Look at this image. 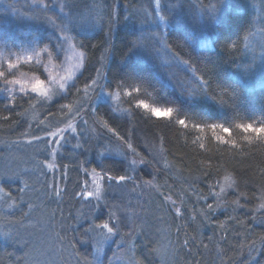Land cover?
Returning <instances> with one entry per match:
<instances>
[{
  "label": "rangeland",
  "instance_id": "rangeland-1",
  "mask_svg": "<svg viewBox=\"0 0 264 264\" xmlns=\"http://www.w3.org/2000/svg\"><path fill=\"white\" fill-rule=\"evenodd\" d=\"M80 2H85L84 5L87 6L77 14ZM61 3L75 7H65L61 11L58 6ZM43 4H48V9H44ZM70 11L74 31L65 33L70 39L63 43L61 50L54 47L59 33L47 17L55 18L59 24ZM228 12H248L252 16L253 32L246 40V48L251 56L256 59L259 57V62L263 64L264 0H161L159 9L155 8V0H135L131 4H120L118 0H0V53H3L0 63L5 64L4 70L14 72V76L9 79L16 78L24 82L28 96H36L30 91L31 85L36 80H44L51 97L46 103L42 97L32 100V113L28 114L26 126L11 140L0 139V171L20 173L28 181L30 187L26 190L24 201L32 205L31 209L23 203L19 208L9 207L11 201L7 199V193L11 192L16 197L23 181L0 182V188H3L0 191V247L14 253L8 264H140L135 253L136 246L140 244L143 248L148 245V236L140 234L141 228L147 233L156 234V243L152 248L160 249L167 255L169 264H175L180 248L176 239L179 233L173 228L174 222L178 224L188 212L191 218L195 216L206 223L210 210L199 207V200L190 204L191 200L186 199L187 194L183 191L181 180L173 173L160 148L147 146L146 149L142 145L145 152L135 157L137 161L143 158L150 162L138 164L139 178L135 191L131 190V185L123 190H110L102 174L93 172L84 165L93 155L98 158L121 159L115 153L123 149L115 138L105 132L95 115L90 114V110L99 103H105L115 115L125 118L127 112L121 108L118 95H108L104 88L103 91L89 89L87 94L82 91L81 101L74 109L64 112L65 114L60 111V117L52 120L48 116L52 104L67 96L73 81H77L86 66L85 54L82 60L80 54L83 51L78 47L76 38L73 39L76 33L94 34L104 30L113 35L119 28L131 32L138 42L134 46L135 56L141 61L156 64L164 82L186 98H197L199 82L186 65L170 53L166 36L178 24L194 26L200 33L198 47L211 49L216 34L214 29ZM109 13L113 15L110 16ZM161 16L164 17L163 20ZM17 56L20 57L18 67L6 69V61H15ZM27 56H32L33 60L27 61ZM25 66H32L33 70L26 71ZM259 82L258 87H264V80ZM60 84L65 87L61 88ZM7 87L14 89L17 99L25 96L19 92V86ZM4 88L5 85L0 81V99L9 103V94L3 91ZM80 105H83L81 112L71 116ZM81 118L88 121L87 125L81 122ZM40 121L48 125V131L65 128L68 123L76 129L74 132L68 129L63 133L66 142L58 147L55 159L42 151L45 147L43 142L28 145L24 143L26 138L21 136L28 124L33 127L29 130L27 139L31 138L32 133L44 135L37 127ZM18 140L21 141L19 144L14 143ZM77 144L81 146L77 147ZM76 158L80 161L77 167L79 191L85 185L89 191H95L99 186L101 195L109 203L131 202L138 216L137 234L133 237L137 241L135 248L131 243L122 245L120 236L105 239L107 230L94 228L108 222V210L101 208L93 212L91 205L87 203L89 198L81 200L78 196L74 197L73 200L77 202L74 212L69 214L63 211L69 180L67 163ZM42 162L55 167L50 170ZM144 181L158 185L159 191L148 187ZM227 188L222 187L218 195L212 196L210 201H204L215 202L218 206L216 211H219ZM55 191L60 192V195H55ZM160 193L171 196L176 201L175 206L164 202L162 208L158 207L162 203ZM176 207L180 208L181 215L175 214ZM90 229L94 230L89 231ZM217 230L222 233L223 228L219 227ZM122 231L127 233L130 229L123 228ZM67 233H71L70 240H66ZM258 243L253 242L248 249L252 250ZM238 246L239 248H226L224 258L227 263L231 260V253L243 250L244 245ZM151 260L155 264L156 258L151 256Z\"/></svg>",
  "mask_w": 264,
  "mask_h": 264
},
{
  "label": "trees",
  "instance_id": "trees-1",
  "mask_svg": "<svg viewBox=\"0 0 264 264\" xmlns=\"http://www.w3.org/2000/svg\"><path fill=\"white\" fill-rule=\"evenodd\" d=\"M134 1L118 0L120 4ZM84 3H78L77 14L87 6ZM197 29L178 24L165 39L170 53L183 63L187 61L184 64L199 82L197 98H186L166 84L152 61L139 60L135 56V37L131 32L119 28L110 36L104 30L94 34L76 33V42L85 54L86 66L89 61L95 63L103 49L88 51L80 47L79 40L86 45L98 46L110 40L101 69L105 77L103 88L106 93H116L121 108L127 112L125 118H119L107 104L99 103L94 108L98 110L94 115L102 126L103 121H108V127H116L121 135L126 129H134L132 143L138 154L145 152L142 145L159 147L173 173L181 180L190 204L199 200L197 205L204 210H210L205 207L212 205L206 223L195 216L191 218L188 212L178 224L174 222L173 228L179 229L174 230L179 233L176 239L180 248L175 264H244L251 252L248 247L253 242H259L252 248L259 253L254 264H264V207H261L264 205V143H246L245 134L235 127L237 123L264 119V87H258L259 81L264 80V63L259 62V57L251 56L245 47L247 38L253 32V19L248 12H228L214 29L216 34L211 49L198 47L200 33ZM232 43H237L236 50L231 49ZM24 69L33 70L32 66H25ZM88 74L86 72L77 81V87L71 89L66 97L52 104L48 119L60 117V111L67 113L79 104ZM200 77L208 81L207 87H200ZM136 87L141 91L129 96L127 93ZM140 101L151 107H174L179 112L170 120L156 118L146 109L136 107ZM17 102L19 106L14 111H6L8 103L0 99L1 140L17 136L26 126L28 114L32 113L30 102L21 98ZM6 115L10 119H3ZM110 117L115 118V123ZM177 119H186L188 127L176 124ZM194 123L204 125V130L194 129ZM211 123L232 128V135L229 137L219 129L212 130L207 126ZM216 136L235 141L237 146L217 141ZM114 160L117 159L93 155L84 165L102 174L101 166L111 167ZM79 163L78 158L67 163L69 180L62 208L69 214L77 206L73 193L79 191ZM225 186L228 188L220 203L222 208L216 211L217 204L209 201ZM207 199L209 201L205 202ZM219 227L223 228L222 233L218 232ZM148 234V245L149 237L156 243V234ZM222 236L227 237L226 241ZM71 238V233H67L66 240ZM179 238L188 239L189 244L181 247L184 240ZM155 243L143 248L140 244L136 246L135 253L140 264L151 260L149 253ZM238 245H244L243 250L231 253V260L227 263L224 258L226 248H239ZM11 252L0 247V264L10 263L14 255Z\"/></svg>",
  "mask_w": 264,
  "mask_h": 264
},
{
  "label": "snow or ice",
  "instance_id": "snow-or-ice-1",
  "mask_svg": "<svg viewBox=\"0 0 264 264\" xmlns=\"http://www.w3.org/2000/svg\"><path fill=\"white\" fill-rule=\"evenodd\" d=\"M44 9H48V4L42 5ZM61 8V11L65 7L73 8L75 5H68L66 3H61L58 5ZM161 7V0H155V8L159 9ZM66 19L61 21L59 24L57 23V20L53 17H47L50 23L53 24L54 28L58 31L59 35L57 36V43L54 47H58L62 50L63 43L69 41V36L65 35L66 32H72L74 31V25H73V17L71 14V11L69 13H66ZM109 15H113L112 13H109ZM164 17L161 16V20H163ZM111 32L109 31V36ZM78 35V34H77ZM77 37H73L75 39ZM246 39V38H245ZM110 43V40H105L103 42L102 46L88 44L86 45L82 40H79V45L82 48L87 49L88 51H91L93 48H102L103 51L99 57L96 58L95 63H92L89 61V64L87 66H84V71L81 72L80 77L77 78V81L82 79L84 77V74L87 72L88 78L85 81V86L83 89V92L85 94L88 93L89 89H100L103 91V86L101 84V81L105 78L104 74L102 73L101 69L104 66L105 63V54L109 51L108 45ZM138 45L137 41H133V46ZM231 49L236 50L238 45L237 43H232L230 45ZM247 47V45H245ZM47 51V49H45ZM36 55H39L37 53ZM0 56H3V53H0ZM81 59H84V53L80 54ZM27 61H32V56H27ZM20 63V57L17 56L16 60L13 61L12 59H8L6 61V69L13 70L18 67ZM184 63H188L187 61H184ZM5 64L0 63V81L3 82L5 85V88L3 91H6L9 94V103L5 105L6 111H14L15 107L19 106L17 102V96L15 94V91L13 88L7 87L9 85L13 86H19V92L24 93L25 96H21V99H26V102H31L32 100H36L37 97L44 98L43 102L46 103L47 101L51 100V97L48 95L49 90L47 89L45 85L44 80H36L35 83L31 85L30 91L31 93L36 94V96H28L27 94V88L23 81L20 79L12 78L9 79L10 76H14V72L12 71H6L4 70ZM91 69V71H89ZM201 83L200 87L204 88L207 87L208 81L204 77L199 78ZM77 81H73L71 89H75L77 87ZM61 88H64V84H60ZM79 91V89H77ZM141 89L139 87L134 88L132 91L128 92L127 94L129 96L132 95L133 92L139 93ZM108 95H111V93H108ZM40 102V101H38ZM137 108H143L146 109L153 117L161 118V119H171L174 114L178 113L179 110L174 107H151L148 104L144 103L143 101H140L137 105ZM83 108V105H80L79 108L76 109L75 112L71 113V116H76L81 112V109ZM98 110L97 109H91L90 114L94 115ZM70 116V118H71ZM3 119L8 120L10 119L9 116H4ZM110 119L113 120L115 123V118L110 117ZM81 122L85 125H87L88 121L81 118ZM175 123L181 126L182 128L188 127V121L186 119H177L175 120ZM103 126L107 129V131L111 132L113 137L118 142L120 148L123 149L121 152H116L115 155L121 157L120 160H114L112 162L111 167H104L102 168V178L105 180V182L108 185V188L110 190H123L128 185H131V190L135 191L137 187V179L139 178V173L137 171L138 164H146L150 163L149 161L144 160L141 158L139 161L135 158L138 155L136 147L132 143L133 135L135 130L134 129H126L124 131V134L121 135L120 132L117 130L116 127H108V121H103ZM212 130L219 129L222 133L226 134L227 136H231L233 129L230 127H226L224 124L221 123H211L207 125ZM33 127L32 124L27 125V129L21 133L22 137H25L24 143L28 145H32L34 142H43L45 147L42 150L46 155L51 156L53 159L57 156V149L62 145V142H66L65 136L63 133H65L68 129H71L73 132L76 131L75 127L71 123H68L65 128H57L56 131H48V125L45 124L43 121H40L37 125L38 128H40L41 131L44 132V135H40L37 133H32L31 138L27 139L29 135V130H31ZM192 127L194 129H199L200 131L204 130V125L199 123L192 124ZM237 129H239L243 134H245L244 139L246 143L253 144L256 142L264 143V119L260 120H249V122H242L237 123L235 125ZM217 141H220L224 144L232 143L233 147H236L235 141H230L229 139H225L222 136H216ZM21 141H14V143L19 144ZM81 145L77 144V147H80ZM147 149V145H145ZM149 154H151L149 152ZM103 155V154H102ZM46 163V162H42ZM167 166V165H166ZM46 167H48L50 170L55 167L53 164H47ZM86 171V170H85ZM95 172V170H93ZM241 180L244 179L243 176L240 177ZM5 180L10 181H23L22 187L18 188L16 197H13L12 193H7V199L11 201V204L9 207L11 208H19L20 204H26V206L31 209L32 205L30 203H27L24 201V195L26 194V190L29 189L30 185L26 179L20 174V173H10L7 170L0 171V182H3ZM93 182H95V176L93 177ZM148 187L155 188L157 191H159V186L154 185L151 181H144L143 182ZM235 183V181H233ZM0 191H3V188H0ZM55 195L59 196L60 192L55 191ZM74 197H79V199L83 200L85 197L89 198L87 200V203L91 205V209L93 212L99 211L101 208H106L108 210V222L103 223L98 226L102 230H107V234L105 235V239H111L114 236H120L121 237V244H128L131 243L133 248H135L137 241L133 239L134 235L137 234V221L138 216L135 213V210L133 206L131 205L130 201L127 202H120V203H109L102 195L99 186L95 189V191H89L87 190V186L83 189H81L78 193H73ZM160 196L162 197V203L161 205H158V207L162 208L163 203L167 202L171 206H175L176 201H173L171 199V196L164 195L163 193H160ZM94 198V199H93ZM235 203L239 204L238 201ZM261 207H264L262 205ZM208 209L212 210V205L208 204ZM22 211V209H21ZM175 214L181 215V210L179 207L175 208ZM27 215V213H25ZM123 228H129L130 231L127 233H124L122 230ZM94 229H90L89 231H92ZM179 231V229H177ZM140 234L148 236V233L145 229H140ZM211 239V238H209ZM222 239L226 241L227 237L222 236ZM155 241L151 240L149 237V245L151 246L154 244ZM189 244V240L185 239L182 242L181 247H186ZM120 245H118L119 247ZM204 247H207V245H203ZM75 247V245H73ZM97 251L99 252L100 249L98 248ZM259 253L256 252V250H251L249 258L244 264H254L256 255ZM150 256L156 258L155 264H169V260L167 255L162 252L158 248H151V251L149 253ZM147 259V257H146ZM147 264H153V260H147Z\"/></svg>",
  "mask_w": 264,
  "mask_h": 264
}]
</instances>
